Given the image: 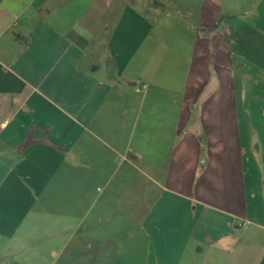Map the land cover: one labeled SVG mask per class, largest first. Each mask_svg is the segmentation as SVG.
Returning a JSON list of instances; mask_svg holds the SVG:
<instances>
[{"label":"crops","instance_id":"obj_1","mask_svg":"<svg viewBox=\"0 0 264 264\" xmlns=\"http://www.w3.org/2000/svg\"><path fill=\"white\" fill-rule=\"evenodd\" d=\"M0 264H264V0H0Z\"/></svg>","mask_w":264,"mask_h":264},{"label":"built area","instance_id":"obj_2","mask_svg":"<svg viewBox=\"0 0 264 264\" xmlns=\"http://www.w3.org/2000/svg\"><path fill=\"white\" fill-rule=\"evenodd\" d=\"M245 227V224H242V225H240V227L239 228H244Z\"/></svg>","mask_w":264,"mask_h":264},{"label":"trees","instance_id":"obj_3","mask_svg":"<svg viewBox=\"0 0 264 264\" xmlns=\"http://www.w3.org/2000/svg\"><path fill=\"white\" fill-rule=\"evenodd\" d=\"M214 1H216V2H218V3H221L223 0H214Z\"/></svg>","mask_w":264,"mask_h":264}]
</instances>
